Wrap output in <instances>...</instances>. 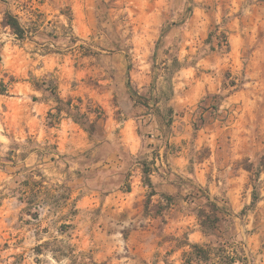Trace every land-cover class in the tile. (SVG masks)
Listing matches in <instances>:
<instances>
[{
	"label": "clouds",
	"instance_id": "9594fccd",
	"mask_svg": "<svg viewBox=\"0 0 264 264\" xmlns=\"http://www.w3.org/2000/svg\"><path fill=\"white\" fill-rule=\"evenodd\" d=\"M0 264H264V0H0Z\"/></svg>",
	"mask_w": 264,
	"mask_h": 264
}]
</instances>
